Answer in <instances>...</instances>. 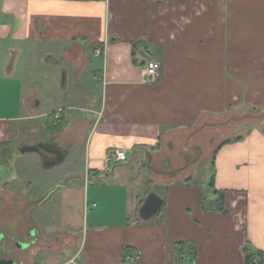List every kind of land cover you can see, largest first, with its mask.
Masks as SVG:
<instances>
[{
  "label": "crops",
  "instance_id": "crops-1",
  "mask_svg": "<svg viewBox=\"0 0 264 264\" xmlns=\"http://www.w3.org/2000/svg\"><path fill=\"white\" fill-rule=\"evenodd\" d=\"M40 53L62 64L19 79ZM149 60L160 63L153 81L140 69ZM2 72L18 94L0 134L36 131L19 146H47L35 152L38 167L64 155L44 166L63 167L54 195L48 180L35 191L29 168L30 186L11 195L38 216L78 199L76 224L67 214L71 222L45 230L32 219L38 246L73 255L28 264H250L248 242L264 256V122L226 131L216 152L199 141L211 118L226 126L233 112L264 111V0H0ZM115 148L128 160L109 162ZM151 194L162 204L144 219ZM181 242L194 249L178 256Z\"/></svg>",
  "mask_w": 264,
  "mask_h": 264
},
{
  "label": "rangeland",
  "instance_id": "rangeland-1",
  "mask_svg": "<svg viewBox=\"0 0 264 264\" xmlns=\"http://www.w3.org/2000/svg\"><path fill=\"white\" fill-rule=\"evenodd\" d=\"M97 61L100 62L102 61L101 57L97 58ZM31 62L32 58H31ZM62 63H58L57 65H47V59L46 56L44 57L42 53L39 54L38 56V61L35 62L34 65L38 66L37 68H30V70L26 71V76L25 71L19 70L15 75L20 79H26L31 80L34 79V77H39V72L42 71L41 78H45V74L49 70V68L55 67L58 68ZM32 74V76H31ZM36 75V76H35ZM3 77H6L4 72L0 73V117L5 116L9 117L11 115H14V110L15 107L12 106L14 105V99H16V96L18 94V90L16 91V86H14V89L12 88L13 85L7 86V82ZM63 77V72L61 74V80ZM153 81V80H152ZM62 85V83H61ZM60 85V88H61ZM62 89V88H61ZM63 90V89H62ZM230 115V114H229ZM234 117V121L232 120L231 122H228L226 126L220 125V121L217 118H211L210 119V128H207L205 131L201 132V135L199 136V141L202 144V147H212L215 152L218 150L219 144L222 140V135L225 136V132L235 130V129H241V127H247V126H252L254 124H263L264 122V111L257 110L254 108H244L239 112H233L229 116V118ZM264 126V124H263ZM22 129L24 130L23 132H18L16 135L13 134L8 135L0 134V140L4 142H10L16 146H19V142L21 139H29L28 135H32L31 137L34 136V133L36 131L30 130L27 128V126L23 125ZM9 131H12V125L9 126ZM234 132V131H233ZM40 134V131L38 130V133ZM231 134V133H230ZM214 139L213 142H211V139ZM230 140V139H229ZM15 154H19L21 158L16 160L17 155L15 156V159H12L9 163H2L1 158H0V218L3 222L8 223L11 226L10 231L11 236L10 239L11 241L19 240L21 244L24 243L23 239V234L21 232L25 230H29L31 228H36L34 225V221L32 219L37 218L41 221V225L43 226V229L46 230L47 225L50 227H55V223L58 221V218L62 217V219H68L66 218L67 214H70L72 217L74 215V219L72 220V224H76L78 221L77 214L79 213V209H77L76 204L78 203V199H76V196L72 197V200L68 203L67 208H63L62 211H60L57 207H54V211L51 210L52 207L51 205L48 204L46 209L43 211V213H38L32 212L30 215L31 211L34 209V203H28L25 197H19V196H13L11 195L12 191L14 190L15 194L22 195V189H28L29 182L24 179H22V175L25 174L26 168L32 169L33 170V177L36 179V182H38L35 185V191L37 193H42L49 189L47 186L49 185H44V181L48 180L47 183H50L51 190L49 192L48 197H51L54 195L53 189L56 188V186L60 185L64 181V172L62 170V166L57 167L55 169H47L44 168V166H37L38 162L35 159L37 154L35 152H29L28 156L29 157H22V153L19 152L17 149L14 152ZM32 156V157H31ZM211 161H213L214 156L211 155ZM36 160V161H33ZM209 163V160L207 161ZM214 173L212 177H214ZM54 180V181H53ZM53 181V182H52ZM21 183V185H13L14 183ZM35 183V182H34ZM10 184L9 187L6 186ZM23 186V187H22ZM30 186V185H29ZM52 191V192H51ZM35 192V193H36ZM20 199V202H18ZM49 202V200L46 201V203ZM56 206V205H54ZM43 214H45L47 219L46 222L44 221ZM69 215V216H70ZM30 216V217H29ZM71 222V220H70ZM18 226H20L18 228ZM63 227V226H62ZM65 227V225H64ZM68 231L72 234H77L78 238V232L77 230L73 229L72 225L68 226ZM36 231V230H35ZM49 238H53L52 236L48 235ZM29 248L24 249L22 247H18L16 245H9L7 248V252H12L14 255L18 256L19 261H23L22 264H28L31 259H34V261H42L45 262L48 257L53 256L55 259H64L70 255H73L74 249H65L60 250V248L55 249V250H49L47 248H44L43 246H38L37 244H34L33 246H28ZM39 247V248H38ZM38 248V249H36ZM5 249V248H4ZM3 250H0V254L3 255ZM5 256V252H4Z\"/></svg>",
  "mask_w": 264,
  "mask_h": 264
},
{
  "label": "trees",
  "instance_id": "trees-1",
  "mask_svg": "<svg viewBox=\"0 0 264 264\" xmlns=\"http://www.w3.org/2000/svg\"><path fill=\"white\" fill-rule=\"evenodd\" d=\"M54 117V116H53ZM61 130V125H56L54 126V133H58ZM228 140L227 142H230ZM18 149V146L15 147L14 144L10 142H4L0 140V158L2 163H9L14 156V152ZM212 182H214V177H212ZM217 208L221 211L224 210L223 207V194H220V197L217 201ZM194 249V244L192 242H181L178 243L175 247L177 255H181L183 252L186 250H193ZM129 248H125V255L129 254ZM245 256H246V261L247 263L250 264H263L264 261V256L262 252L255 250L252 248L251 243L248 242L246 248H245Z\"/></svg>",
  "mask_w": 264,
  "mask_h": 264
},
{
  "label": "water",
  "instance_id": "water-1",
  "mask_svg": "<svg viewBox=\"0 0 264 264\" xmlns=\"http://www.w3.org/2000/svg\"><path fill=\"white\" fill-rule=\"evenodd\" d=\"M65 81H66V75L64 74L62 79L63 85H65ZM46 147L47 146H45V144L42 143L38 146H33V145L18 146V150L21 153L41 152V148H46ZM57 155H58L57 159L54 162L45 159L44 166L49 168L64 160V155L60 151H57ZM161 204H162V200L157 195L151 194L147 198V200L145 201L144 205L140 210L142 218L149 219L153 214H155L158 211ZM20 247L25 248L26 244H20ZM0 264H17V262L15 260L3 259L0 260Z\"/></svg>",
  "mask_w": 264,
  "mask_h": 264
},
{
  "label": "flooded vegetation",
  "instance_id": "flooded-vegetation-1",
  "mask_svg": "<svg viewBox=\"0 0 264 264\" xmlns=\"http://www.w3.org/2000/svg\"><path fill=\"white\" fill-rule=\"evenodd\" d=\"M20 226H18L19 228ZM11 226L8 223H5L0 218V250H3V255L0 254V260L7 259V260H15L17 264H22L23 261H19L18 256L14 255L12 252H7L8 246L11 244L16 245L20 247L19 240L11 241ZM23 234L24 243L26 244V247L24 249L29 248L28 246H33L34 244H39L41 241V236H39L34 228H31L29 230H25L21 232ZM5 248V249H4ZM5 252V256H4Z\"/></svg>",
  "mask_w": 264,
  "mask_h": 264
},
{
  "label": "built area",
  "instance_id": "built-area-1",
  "mask_svg": "<svg viewBox=\"0 0 264 264\" xmlns=\"http://www.w3.org/2000/svg\"><path fill=\"white\" fill-rule=\"evenodd\" d=\"M95 52L97 55H99V54H103L105 51H103L101 48H97ZM140 69L145 80H153L159 74L160 63L155 60H149L141 64ZM103 80L106 81V78L103 77ZM128 158H129V153L121 148L113 149L108 156L109 162H113L116 164L125 162L128 160Z\"/></svg>",
  "mask_w": 264,
  "mask_h": 264
}]
</instances>
